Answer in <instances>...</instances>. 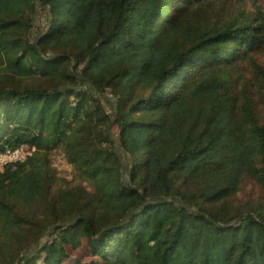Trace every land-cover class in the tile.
Masks as SVG:
<instances>
[{"label":"trees","instance_id":"1","mask_svg":"<svg viewBox=\"0 0 264 264\" xmlns=\"http://www.w3.org/2000/svg\"><path fill=\"white\" fill-rule=\"evenodd\" d=\"M263 58L264 0H0V264H264Z\"/></svg>","mask_w":264,"mask_h":264},{"label":"rangeland","instance_id":"2","mask_svg":"<svg viewBox=\"0 0 264 264\" xmlns=\"http://www.w3.org/2000/svg\"><path fill=\"white\" fill-rule=\"evenodd\" d=\"M260 4V1H258ZM247 7L252 10V7L248 4ZM42 27V22L40 19H35V26ZM261 65L264 66V58L260 60ZM110 135L112 136L113 140L116 141V130L114 128L111 129ZM51 163L52 167L57 173V176L61 179H65L67 182L74 180L77 178L72 171L71 167L66 163L65 158L63 155L59 152H55L51 156ZM77 182L83 185L87 190H89L88 185L83 182L80 178H77ZM264 192L263 190L258 187L254 182L249 181L243 191L239 193V195L233 200V203L235 205H244L247 202H253L256 201L258 198H263ZM72 256L74 257H82L84 261L88 260L85 255H83V252L81 250H76L72 253Z\"/></svg>","mask_w":264,"mask_h":264},{"label":"built area","instance_id":"3","mask_svg":"<svg viewBox=\"0 0 264 264\" xmlns=\"http://www.w3.org/2000/svg\"><path fill=\"white\" fill-rule=\"evenodd\" d=\"M33 151V148L26 145H21L14 149H6L0 153V171L9 165L24 162L32 155Z\"/></svg>","mask_w":264,"mask_h":264}]
</instances>
